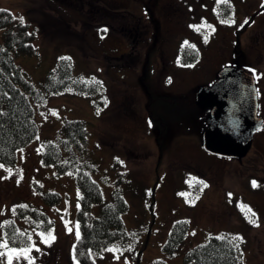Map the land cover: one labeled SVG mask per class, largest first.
Here are the masks:
<instances>
[{
    "label": "rangeland",
    "instance_id": "1",
    "mask_svg": "<svg viewBox=\"0 0 264 264\" xmlns=\"http://www.w3.org/2000/svg\"><path fill=\"white\" fill-rule=\"evenodd\" d=\"M0 8L22 17L35 31L34 53L16 58L35 84L68 56L73 73L94 77L101 89L94 97L74 90L51 96L37 116L34 141L19 149L13 165L0 163V245L11 219L26 238L0 247V264H9L13 248L30 251L12 253L10 264H78L72 247L80 189L69 170L58 171L41 158L47 142L63 138L58 132L62 122L75 118L83 119L88 130L80 167L106 200L116 187L122 191L128 203L124 223L140 231L133 248L97 254L96 264H134L143 241L139 264L154 259L183 264L186 249L209 233L226 231L243 240V264H264V0H0ZM130 26L137 27L136 34ZM188 45L195 49L190 53L194 59L183 63ZM153 47L147 74L145 62ZM236 65L254 75L257 113L263 119L246 155L238 159L206 152L201 139L206 112L194 114L188 104L162 107L181 117L165 119L160 146L147 109L148 90L186 95L188 101L199 86L215 81L221 67ZM94 98H103L98 114ZM119 166L124 177L118 175ZM46 192L58 199L45 198ZM29 203L52 219L50 230L30 226L13 212ZM92 207L95 211L98 204ZM179 220H186L188 228L180 249L170 256L164 244Z\"/></svg>",
    "mask_w": 264,
    "mask_h": 264
},
{
    "label": "trees",
    "instance_id": "2",
    "mask_svg": "<svg viewBox=\"0 0 264 264\" xmlns=\"http://www.w3.org/2000/svg\"><path fill=\"white\" fill-rule=\"evenodd\" d=\"M223 7V5H222ZM220 6V8H222ZM0 163L5 166L14 164L20 148L34 141L37 137L39 122L38 115L43 113L48 100L53 95L74 90L78 93L93 96L100 92L99 82L94 77L75 75L72 70L71 60L62 56L54 66L49 69L43 81L35 84L16 61L20 55L33 54L35 46L33 40L35 31L30 29V24L17 18L10 10L0 8ZM222 15V13H221ZM224 20L227 18L222 15ZM152 22L155 20L152 18ZM154 47L148 50L145 62V71L150 70L149 56ZM195 49L188 45L183 49V63H190L194 58L190 53ZM240 53V52H239ZM144 72V79H147ZM148 112L152 125H157L158 141L160 146L165 136L167 122L165 119L177 120L181 117L177 113H167L162 108L166 105L177 108L192 106L193 113L205 112L194 102V92L187 101L186 95L171 96L161 95L149 91ZM102 97V96H100ZM103 98H94V112L98 114L103 107ZM206 126L204 117L203 129ZM63 138L58 143L47 142L41 152L43 163H54L58 171H70L75 177L80 189L79 209L77 211V236L73 247L72 257L78 264H96L94 256L105 251L115 254L133 248L138 242L139 230L128 229L123 220V213L128 209L122 191L115 188L110 192L109 199H105L99 184L92 179L90 174L80 166L79 155L86 151L83 142H86L88 133L87 124L83 119H66L58 129ZM116 163V161H114ZM121 163H119L120 165ZM116 166V165H115ZM118 166V165H117ZM118 175L124 177V170ZM191 188H197L196 183L190 182ZM45 198L58 195L52 192L43 194ZM98 204L94 211L93 205ZM26 206V207H21ZM15 214L23 216L30 226H37L42 230H50L52 219L31 203L15 208ZM22 218V217H21ZM18 224L11 219L4 225L5 238L9 246L18 244L21 236L17 229ZM188 228L186 220L175 222L169 231L164 249L170 256L180 249V244ZM27 231V230H26ZM145 246V241L137 253L133 255L134 264H139L140 254ZM111 249H116L115 251ZM183 264H243V240L232 232L209 233L207 238L186 249L182 254ZM152 264H166L163 259H154Z\"/></svg>",
    "mask_w": 264,
    "mask_h": 264
},
{
    "label": "water",
    "instance_id": "3",
    "mask_svg": "<svg viewBox=\"0 0 264 264\" xmlns=\"http://www.w3.org/2000/svg\"><path fill=\"white\" fill-rule=\"evenodd\" d=\"M195 104L208 108L202 132V147L213 155L241 159L250 149L263 119L257 114L255 78L249 70L224 66L211 85L195 90Z\"/></svg>",
    "mask_w": 264,
    "mask_h": 264
},
{
    "label": "snow or ice",
    "instance_id": "4",
    "mask_svg": "<svg viewBox=\"0 0 264 264\" xmlns=\"http://www.w3.org/2000/svg\"><path fill=\"white\" fill-rule=\"evenodd\" d=\"M223 2H227V0H223ZM0 11H4V10H0ZM20 19L22 20L23 18L22 17H20ZM222 23H226V22H228V21H221ZM214 30V29H213ZM0 167H3V165H0ZM8 171L9 172H11V169H8ZM201 183H203V182H201ZM204 186H206V185H204ZM253 186H256L255 185V182H253ZM21 207H26V206H21ZM13 212H15V209H13ZM77 227V229L79 228V225H77L76 226ZM69 231H71V229H69ZM77 236L79 237V231H77ZM49 237L51 238V239H54V236H52L51 235V233H49ZM45 242H48V240L47 239H45ZM0 247H5V248H7V242L5 241V243L3 244V245H0ZM111 250H113V251H115L116 249H111ZM27 251H30V249H28V250H25V249H21L20 250V252L19 253H17V250L16 249H11L10 250V253H9V264H10V261H11V255H12V253H16V254H20V253H23V254H27ZM3 255V253H0V256H2Z\"/></svg>",
    "mask_w": 264,
    "mask_h": 264
},
{
    "label": "flooded vegetation",
    "instance_id": "5",
    "mask_svg": "<svg viewBox=\"0 0 264 264\" xmlns=\"http://www.w3.org/2000/svg\"><path fill=\"white\" fill-rule=\"evenodd\" d=\"M129 29H130V31H131V29H133L132 32H131L132 34H134V33L136 34V33H137V30H136L137 27L130 26ZM208 110H209V109H208ZM208 110L206 111V113L208 112Z\"/></svg>",
    "mask_w": 264,
    "mask_h": 264
}]
</instances>
